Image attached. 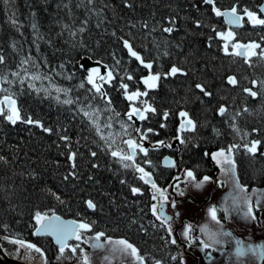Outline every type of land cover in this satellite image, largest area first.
<instances>
[{"label": "trees", "instance_id": "obj_1", "mask_svg": "<svg viewBox=\"0 0 264 264\" xmlns=\"http://www.w3.org/2000/svg\"><path fill=\"white\" fill-rule=\"evenodd\" d=\"M262 2L0 0V101L18 114H0V244L33 241L48 264L74 262L94 243L59 249L34 234L40 217L59 215L86 225L83 235L126 240L143 264H178L150 182L166 192L185 171L213 176V153L224 151L238 184L263 190ZM227 9L241 27L225 23ZM84 58L103 81H89ZM133 106L145 110L139 121ZM140 140L149 147L132 157Z\"/></svg>", "mask_w": 264, "mask_h": 264}, {"label": "flooded vegetation", "instance_id": "obj_2", "mask_svg": "<svg viewBox=\"0 0 264 264\" xmlns=\"http://www.w3.org/2000/svg\"><path fill=\"white\" fill-rule=\"evenodd\" d=\"M2 106V111H4L6 106L4 103H2ZM137 112H140V115H138ZM144 114L145 110L140 109L135 110L134 114L132 110L130 112L132 118L134 116L138 121L142 119ZM176 144L177 142L175 145L170 144V146L174 148ZM139 145H141L142 148H139ZM131 147L134 148L136 154V150L144 152L147 147H149V144L143 143L140 140ZM184 175L185 174L182 173L180 176L173 179L168 190L165 192L168 202L160 203V207L157 209L160 217V208L162 204H166L165 211L169 215V219L164 220L162 217H160V219L166 224L172 236V240L176 242L180 248V261L178 264H264V239L258 244V240L254 238L258 236L260 224H256V227L253 226V222L250 219L251 204L220 203L222 200L220 195L223 194L221 190L223 189L225 191L227 188L224 189L221 188L222 186L219 187L221 182L217 175L206 176V178L213 180L210 198H200L193 194L180 195L176 188L178 185L183 184ZM192 177L194 176L192 175ZM173 182L174 187L173 192H171L170 189ZM226 191L228 192V189ZM190 199L196 202L190 212H186L184 209H182V213L178 210L170 213L168 212V209L173 207V200L188 201ZM156 204L157 203H155L153 210L156 209ZM49 217H44V219ZM44 219L41 220L39 225L42 224ZM210 226L214 228L213 242L206 239V233ZM81 230L85 229L82 228V224L80 223L73 238V240H78L80 244L83 242L88 243L89 241L94 243L95 240L99 242L104 241L100 239L99 235H83ZM41 238L51 240L49 237ZM73 240H71L65 248L72 247L70 244ZM26 247L37 255L44 252L43 247L39 243L33 241H19L16 243L15 250H10L9 247H4L0 244V258L7 262H9V260H14L24 264H35L34 262H28L24 257V249H26ZM0 264L3 263L1 262ZM67 264L75 263L67 262Z\"/></svg>", "mask_w": 264, "mask_h": 264}, {"label": "rangeland", "instance_id": "obj_3", "mask_svg": "<svg viewBox=\"0 0 264 264\" xmlns=\"http://www.w3.org/2000/svg\"><path fill=\"white\" fill-rule=\"evenodd\" d=\"M245 16L246 18L251 19V15L249 13L246 12ZM224 36L228 41L229 39L232 38L233 35L225 34ZM232 50L235 53H239V52L249 53V54L254 53V49L251 44L241 45L240 43H235L233 44ZM85 70L88 71L89 81L94 85L96 82H98V80L100 81L104 80V77H101V73L100 70H98V67H92ZM111 78L112 76L108 72L105 81H110ZM157 81H158L157 77L150 75L144 78L143 83L145 84L146 87L151 88L157 85ZM129 97H131L132 100H135L137 99L138 96L135 94ZM137 109L138 108H136L135 106L132 107L131 110L133 114ZM8 112H9L8 116L12 115L14 116V118H17L18 116L17 107L13 102L10 103ZM137 113L138 115H140V112ZM174 141L171 142V144H173ZM139 148H142V146L139 145ZM213 158L215 159L214 163L218 168L213 176L215 175L218 176L221 182L219 187L222 186L221 188L228 189V192L226 191L227 189L225 191L223 189L221 190V193L223 194L220 195V197H222L220 203L222 204L234 203V204H245V205H248V203L251 204L250 219L253 222V226L256 227V224H260L258 236L254 238L257 239L258 240L257 243L260 244L261 243L260 241L264 239V189L263 190L254 189L252 191H249L241 187L238 184L234 173V162L227 152L217 151L216 153L213 154ZM184 174L185 177L183 184L178 185L176 188L177 192H179L180 195L193 194L200 198L201 197L210 198L213 188L212 185L213 180L206 178V176H204L202 180H196L194 177H192V173L190 171H185ZM144 178L147 179V174H144ZM150 183L152 184V189H154L158 193L157 195L158 200L156 204L157 207L154 210V212L159 217L157 209L158 207H160V203L168 202L167 196L165 192L161 191L155 184H153V182ZM172 204L173 207L171 209H168L169 213L175 210H178L182 213L183 212L182 209L186 210V212L188 211L190 212L191 209L195 206L196 202L193 199H190L188 201L173 200ZM42 219H44L43 216L39 218L38 220L39 223H41ZM82 228L86 229L87 226L82 225ZM206 239L210 242H213L214 228L212 226H210V228L206 233ZM88 244L92 245L93 243L92 241H89ZM24 252H25L24 257L27 259L28 262L30 263L34 262L35 264H48L44 256V252L41 253L42 255L39 254L37 255L36 253L29 250L28 247L24 249ZM82 255L83 257H79L73 263L75 264H143L142 261L137 256L135 248L129 242L123 239H113L110 237L105 238L104 241L101 242L95 240L92 249L88 251H83ZM66 261L67 260H65L64 257L58 264H67Z\"/></svg>", "mask_w": 264, "mask_h": 264}, {"label": "water", "instance_id": "obj_4", "mask_svg": "<svg viewBox=\"0 0 264 264\" xmlns=\"http://www.w3.org/2000/svg\"><path fill=\"white\" fill-rule=\"evenodd\" d=\"M259 11L264 14V2L261 3L259 6ZM223 17L225 20V23L231 27V28H239L242 26L243 23V18L242 15L239 14L235 9H227L223 12ZM82 65L85 69H89L92 67H97L99 65L98 62L91 61L89 58H84L82 60ZM4 105L9 108L11 101L8 99H4ZM2 105L0 101V114L2 113L1 111ZM9 121H13L15 118L14 116L8 117ZM177 140L174 141L173 145ZM131 154L132 156L135 155V150L133 147H131ZM163 166L164 167H169L173 168L176 165V162L173 158L166 156L163 158ZM173 187H174V182L171 184V189L170 191L173 192ZM166 204H162L159 214L160 217H162L164 220L169 219V215L166 213ZM80 223L73 220V219H68L64 218L59 215H52L49 218H46L43 220L42 224L37 226V228L34 231L35 236L37 237H49L51 238L52 242L59 248V249H64L66 245L73 240L74 235L79 228ZM3 264H24L21 262H17L14 260H9V262L4 261L0 258V263Z\"/></svg>", "mask_w": 264, "mask_h": 264}]
</instances>
